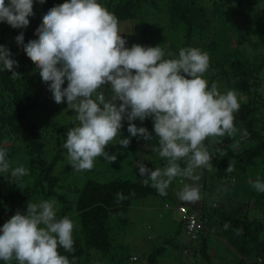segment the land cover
Masks as SVG:
<instances>
[{
  "label": "clouds",
  "instance_id": "obj_1",
  "mask_svg": "<svg viewBox=\"0 0 264 264\" xmlns=\"http://www.w3.org/2000/svg\"><path fill=\"white\" fill-rule=\"evenodd\" d=\"M36 2L43 4L45 0ZM32 15L33 0H0V22L13 29L26 28ZM34 34L37 39L24 44L21 32L15 42L22 45L55 103L66 102L75 113V126L67 131L63 144L68 165L75 171L91 170L100 157L109 163L116 160V155H110L105 148L110 144L129 146L130 138L117 140L124 120L128 121L130 137L152 139L145 127L133 123L151 118L158 139L157 152L166 165L151 170L142 163L138 171L145 187L166 196L175 178L198 180L196 169L212 167L213 156L205 146L206 139L221 143L226 135L237 134V94L232 90L221 93L215 82L208 86L204 74L209 56L198 48L183 47L178 58L168 59L160 46L133 44L128 48L119 33L117 17L98 0H65L53 6L43 15ZM11 56L0 45L2 70L18 77L20 73L13 70L18 63ZM65 81L67 86L62 87ZM241 135L249 134L243 130ZM6 156L7 151L0 148V173L9 174L12 180L28 175L24 166L11 168ZM227 170H233L231 165ZM251 186L264 193V182L259 179ZM116 196L117 203L128 198L121 192ZM176 196L182 202L195 203L200 199L199 188L185 183ZM55 205V200L28 202L25 214L17 211L0 227V261L72 264L59 249L75 251L74 223L67 216L57 219Z\"/></svg>",
  "mask_w": 264,
  "mask_h": 264
},
{
  "label": "trees",
  "instance_id": "obj_2",
  "mask_svg": "<svg viewBox=\"0 0 264 264\" xmlns=\"http://www.w3.org/2000/svg\"><path fill=\"white\" fill-rule=\"evenodd\" d=\"M5 2L7 3V0ZM64 2L65 0H45L43 4H39L33 0V15L28 18L29 25L24 29H13L7 23L0 22V45H4L11 52V58L18 63L13 70L20 73V76L12 77L11 72L2 70L0 66V148L7 151L6 159L14 157L13 150L10 153V150H7L9 146L2 142L6 134L15 129L20 131L27 141L23 153L27 159L26 169H28V175L17 181L12 180L7 173H0V227L6 220V217L1 215L2 212L6 208L11 210L15 202L25 207L23 213L25 214L30 197H55L59 202L57 208H60L58 218L67 216L74 223L75 251L68 253L63 248L59 249L60 254L67 256L72 264H92L98 262L99 256L108 254L115 255L113 259L119 261H138L139 255L128 248L125 237L123 236V240L118 239L119 236L117 237L113 229L120 222H126V213L135 199L148 195H161L155 189L145 187L142 183L143 177L134 172L132 176L112 177L105 181L88 178L76 191V196L70 198L67 193L56 189L60 176L54 173V168L57 161L63 157V149L60 147V150L48 159L44 156L43 141L37 138L42 134L40 130L39 132L36 130L32 118L36 117L40 112L38 110L49 104L53 97L48 91V85L42 84L38 70L24 53L22 45H17L15 42V37L23 32L24 44L29 40L37 39L34 33L42 22L43 15L53 6ZM98 3L114 14L118 22H126L127 29L122 30L124 32L122 37L126 40L128 48L133 44L156 47L162 43L163 50L177 54L183 47H195L208 54V68L227 67L224 69L225 75L242 77L231 87L239 98L240 108L234 113V125L241 129L240 134L234 137L226 135L221 143H215L211 138L206 139L204 143L208 151L215 150L220 158L216 169L217 177H226L225 175L238 171L243 174L249 173V170L259 168L258 173L262 172L259 179H262L264 118L261 119V113L258 114L260 107L255 98L247 103H241L239 95L250 90V78L257 80L264 75V0H98ZM206 3H210L208 9ZM159 9L166 12L165 17L160 21H167V29L160 30L162 36L166 34L162 41L160 38L156 39L153 32L157 28L150 21L151 16ZM145 12H147L146 16L143 17L140 13ZM255 32L262 35L260 39L253 37ZM126 34L130 36L129 39L126 38ZM167 34H171L174 38L176 36L179 40L181 37L180 41L175 38L179 42L177 47L170 39L173 37ZM241 45L243 47L239 48ZM254 45L256 50H263L262 57L254 56L252 60L241 59L240 53L243 52L241 49L248 46L252 48ZM218 53L221 54L217 56ZM66 86L67 81L62 87ZM253 94L257 93L253 92ZM70 123L73 124L72 121ZM136 126L145 127L152 136H155L151 118H147L142 123L138 122ZM65 127L64 124L54 125L52 132L60 128L59 132L64 136ZM127 127L128 125L122 126L120 129V138H130L127 147L128 164L132 166L139 142L143 141L152 146L158 145V140L152 138L145 141L142 138L130 137ZM243 130H247L249 134L247 137H242ZM59 132L58 138L54 139V143L58 146L61 144ZM235 140L241 141V146L244 147L241 152L233 150L230 146ZM220 148H222L221 152H219ZM229 165L233 170H227ZM131 169L133 171V168ZM3 186L6 187V191ZM118 192L128 198L117 203ZM130 192H134L135 195L130 196ZM254 196L259 210L264 215V193L254 190L250 197ZM247 205L248 200L245 199L227 206L223 204L213 208L202 206L199 214L203 226L197 230L194 239H190L187 235L185 220L182 217L175 238H169V241H165L150 252L147 262L155 264L156 257L165 251L171 241L173 244L176 243L177 249L183 254L195 257L199 255L208 259V231L215 225L216 236L226 240L235 249L236 264H264V223L256 217L249 218ZM188 211L193 212L189 209ZM210 211H214L215 219H211L208 215ZM183 234L188 237L186 243L183 240L179 241L180 236L183 238ZM0 264L4 262L0 261ZM9 264H17V262L11 261Z\"/></svg>",
  "mask_w": 264,
  "mask_h": 264
},
{
  "label": "rangeland",
  "instance_id": "obj_3",
  "mask_svg": "<svg viewBox=\"0 0 264 264\" xmlns=\"http://www.w3.org/2000/svg\"><path fill=\"white\" fill-rule=\"evenodd\" d=\"M209 4L210 3L205 4L206 9H208ZM146 13L147 12L140 14L145 17ZM155 13L156 14L152 15L150 19L151 23L157 28L153 32V34L155 33L156 39L160 38L162 41V39L166 37V34L162 36L163 33L160 32V30L167 29V21L160 20L165 17L166 12L159 9V11H156ZM209 17H211V15H209ZM125 24V21L118 22L119 33L121 35H123L124 33L122 32V30L127 29L125 27ZM160 25L161 27H159ZM126 32H128V30ZM137 33L139 34V32ZM255 33H253V37L255 39H260L262 35L259 33ZM126 38L129 39L130 36L126 34ZM175 38L178 41L181 40V37L180 40L176 36ZM175 38L170 37L175 47H177L179 42ZM162 45L163 44L161 43L159 46L163 50ZM125 46L128 47L127 45ZM242 47L243 45L239 46V48ZM254 47L255 45L252 48L248 46L245 47V49H241V51L243 52L240 53V58H248L252 60L254 56L256 58L262 57L263 50H256V48ZM163 51L165 52L166 59L178 58V53L176 54L172 52H167L165 50ZM168 53H171L172 56L169 57ZM219 54L221 53H218L217 56H219ZM216 59L217 58H214V60ZM217 60L219 61L221 59ZM224 69H227V67H217V69L208 68V70L204 74V78L208 81V86L211 87V84L213 82L217 83L218 90L221 93H226L229 90H233L231 89L232 85L235 83V81L242 78L238 75H225ZM259 78L260 77H258L257 80H252L250 78V90L246 91L245 93L239 96L241 103H247L255 98L256 102L259 103L258 105L260 109L258 114L260 115L261 113L262 119L264 118V75L261 79ZM255 80L257 81L256 84ZM42 84L45 86V83ZM104 91L106 94H108V85L104 86ZM253 92L257 94H253ZM38 111L40 112L37 113V116L33 117L32 120L35 121L36 130L38 132L39 130L41 131L42 136L38 135L37 138L42 140L44 143V156L50 159L57 153V150H60V147L63 149V157L57 161L54 168V173L60 176V181L59 184L56 186V189H58L60 192L67 193L70 198H74L76 196V191L82 187V184L88 178L93 177V179L105 181L106 179L112 177L127 175L132 176V173L134 172L139 173L138 165L142 163H144V165L151 170H155V168H162L166 165V160L161 159L158 155V145L151 146L143 141H140L137 145L136 158L132 166L128 164V149L124 148L119 144H110L106 146L105 151L110 155H116V160L114 162L109 163L108 161L100 157L94 161V167L91 170L82 172L75 171L71 168L70 165H68L66 149L63 148V144L66 141L67 131L75 126V113L67 107L66 102L57 104L55 103L54 99H52L49 104L45 105L44 107H41ZM71 121L73 124L70 123ZM144 121L136 120L133 121V123L137 124L138 122L142 123ZM63 124L66 126L64 128V136L59 132L60 128H57L54 132H52L54 125L61 126ZM122 125L127 126L128 121H122ZM237 130L238 131L236 135L240 134L241 129L237 127ZM58 132L60 133V135L58 136L61 139V144L59 146L54 143V139L58 138ZM153 138L155 140H158L157 138H155V136H153ZM119 139L120 137H117V140ZM2 144L9 146L7 150H10V153H12V150L15 153L14 157L7 158L10 162L11 168L17 166H24L25 168H27V159L23 153L27 141L24 139V135L20 133V131H17L15 129L14 131H11L10 133L6 134V136L3 138ZM230 146L233 148V150H236L238 152H241V150L244 148L241 146V141L238 140H235V142L230 144ZM221 151L222 148L219 149V152ZM209 153L213 156L211 159L212 167L210 169H196L195 175L199 176L198 180H187L181 177H177L170 184L166 196L148 195L143 198H137L130 204L128 208V211L126 213V222H120L118 220V223H120L119 225H116L114 227L113 232L117 233V237L119 236L118 239L120 240H123V236L125 237V241L128 243V248L132 251H135L136 254L139 255L138 261H119L113 259L115 255L112 256L111 254H108L99 256L98 262L95 261L92 264H149L147 262L148 254L152 252L156 247L161 246L165 241H169V238H175L174 236L177 235L178 225L180 220L182 219V213L178 210L179 205L185 206L189 210H196L199 213L202 206L210 208L219 207L220 204H223V206H227L230 203L240 202L246 199L248 200L247 210L249 211V218L252 219L256 217L262 220L264 223V215L257 206L258 204L256 197H250V194L254 191L251 186L252 182L259 179V176L262 173H258L259 168L257 170H249V173L246 172L243 174L242 172L238 171L234 174L230 173L225 175L226 177L220 178L216 176V169L220 158L218 154L215 153V150L213 151V149H210ZM180 163L182 167L185 166L184 161H181ZM131 168H133V171ZM259 180L261 182H264V175L262 179ZM185 183L191 184L192 186L199 188V201L195 203H186L180 201L177 198L176 193L183 188ZM3 187L6 191V187ZM41 197L42 196H40V198H35L32 196L28 199L27 203H38L43 200L56 199L55 207L57 211V219H59L58 215L60 212V208H57L59 206L57 198ZM13 206L14 207H12L11 210H8L6 208L2 212L1 215L6 217L4 223L11 216L16 214L17 211H19L21 214L24 213L25 207H23V205L19 202H15ZM213 212L214 211H210L208 214L211 219H215ZM214 229L215 225H213V228L208 231V259L199 257V255L195 257L183 254L181 251H179V249H177L176 243L173 244V242L171 241L168 243L165 251H162L156 257L155 264H236L237 255L235 249L226 240L216 236V234L214 233ZM185 235L186 234L182 235L183 238L180 236L181 240L179 241L183 240L184 243H186V241H188V237H186Z\"/></svg>",
  "mask_w": 264,
  "mask_h": 264
},
{
  "label": "built area",
  "instance_id": "obj_4",
  "mask_svg": "<svg viewBox=\"0 0 264 264\" xmlns=\"http://www.w3.org/2000/svg\"><path fill=\"white\" fill-rule=\"evenodd\" d=\"M178 210L182 213V217L185 220V231L187 235H189L190 239L196 238V232L203 226V220L197 212H189L185 206L179 205Z\"/></svg>",
  "mask_w": 264,
  "mask_h": 264
},
{
  "label": "crops",
  "instance_id": "obj_5",
  "mask_svg": "<svg viewBox=\"0 0 264 264\" xmlns=\"http://www.w3.org/2000/svg\"><path fill=\"white\" fill-rule=\"evenodd\" d=\"M200 212V211H199Z\"/></svg>",
  "mask_w": 264,
  "mask_h": 264
}]
</instances>
